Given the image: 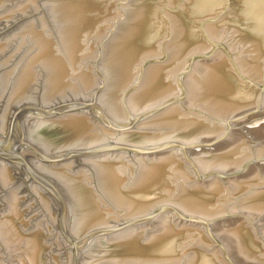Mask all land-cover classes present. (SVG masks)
<instances>
[{
	"label": "rangeland",
	"instance_id": "374dc122",
	"mask_svg": "<svg viewBox=\"0 0 264 264\" xmlns=\"http://www.w3.org/2000/svg\"><path fill=\"white\" fill-rule=\"evenodd\" d=\"M51 1L52 0H0V38H2V37L7 38L8 36H10V33L13 34V33L17 32L20 28L23 29L27 25V23L31 24V22H33L35 24L38 23V22H40L41 24H42V22L47 24V25L49 24L48 26L51 27L50 28L51 30H49V29H47V30L52 35L57 36L58 32H59L58 28L56 30V28H55L56 25L54 24V26H53V25H50V23L52 24L53 22H51V21L53 19H55L56 23L59 25L60 22L57 21L59 19V17H57V16L60 15L59 14L60 11L58 10V7L55 6L54 10H55V8H57V10H55V11H59V13L58 12L55 13L54 10L49 7L50 4H51ZM68 1L70 3L72 0L71 1L70 0H64V2H66V3H68ZM75 1L76 0H74V2ZM78 1H80V3H81L82 0H78ZM91 1H95V0H91ZM168 1H170V2L168 3ZM168 1L167 0H164V1L163 0H159V1H157V4L155 5V7L157 6L158 8L156 7V9H155L156 15H155L154 20L156 22L154 24L155 25H159V23L157 21V17L163 18V22H164L163 24H161V28L163 26L162 29L159 28V29L155 30V31L158 30L157 34L159 33L158 35L157 34L154 35L156 37L155 40L157 42L154 41L153 46H152L153 47L152 50H149V49H147V50H138L141 53L139 55H136V58H134V53H132L134 50H133V48L131 46V43L133 44V41L137 38V35H136L137 32L139 31L138 34H140L141 31L144 30V27L146 26L147 22L145 24V22H140L139 20L135 21V19H134V20H132V22H133V26H132V23H130L128 18H130V17L132 18V16L134 18L135 15L138 18H140L141 16L144 17V19L148 18V14L147 13H149V11H150L148 8H150L149 6L152 7L154 5V3L151 0H149V1L148 0H140V1L139 0H100V4L99 5H93V8L91 6L90 7L91 9L89 11L95 12V17L98 18V19H97V21H94V20L89 21V23H90V31L88 33H86L87 35L90 36L88 38V44H89L88 52H89V55L86 57L87 59L85 58L84 67H86V69H88L89 72L87 74H89V75H85L84 76V78H85L84 80L87 81V82L89 80H90V82L92 81L93 85L90 86L88 89L85 88L84 90L81 89V87L77 86L78 89L76 87L74 89V91L76 90V92H75V93H77L76 95H74L75 93L73 91V93H70L69 96H67L66 98L65 97H63L62 99L57 98V100L54 99L55 101L53 100L52 102L51 101L47 102L48 100H45V101L42 100L41 92H42L43 89H40V87L35 89L34 93H33V95H35V99H33V100L30 99V100L26 101L25 103H23L25 106H31V108L26 109L25 113H24L25 114L24 116H26V117L23 116V118H21V124H22L21 125L22 134L20 133L21 137L22 136L25 137V139H27L28 141L32 142L34 145H36L39 149H41L43 151H46L48 153L58 154L57 151L58 150L60 151V149H62V148H60V147L57 148L56 145L59 144L58 146H60V143L55 142V144H52L53 146L55 145L54 146L55 148H53L52 150H48L47 148H45V146L41 142H36V141H33V140L29 139L30 135L32 137L31 133H29V134L25 133L26 132V128L27 129L31 128L30 127V126H32L31 122H33V120L35 118L37 119V118H41V117H49V116H51L50 114H47L45 112V110L39 111L38 109H35V108L47 109L48 107H51V106L59 104L60 101L61 102L65 101L64 103H66V102H78V101H89V99L91 98L92 92H94L97 88H100L99 92H98L99 94L97 96V101L103 106L104 109L107 110L106 112L108 113V115H110L112 118H115V117L118 118V119L113 120V121H116V122L117 121H119V122L127 121L126 120L127 117L125 115V110H124L125 108L129 112L131 117L139 116V119L129 129L123 130V131H115L114 129H112V128L108 127V126H105L101 121L96 119V117H94L93 115L88 113V111L81 109L82 111L81 112H77V114H80L85 119V121L87 122V125H86L87 126V132H88V130L91 131V136L87 137V141H90V142H88L86 145H82L80 147H84V146L92 147L94 144L97 145L99 143L107 142V141H110V140H113V141H118L119 140V141H121V143H123V142H134V143H137L139 145L140 144L150 145V143L155 142V140L159 141L160 139L161 140L165 139V138L168 139V138H170L172 136L180 138L181 135H183V133L186 134L187 132L193 131V133H190L191 134V136H190L191 138H189L188 140L192 141V143L200 142L199 144L203 145L204 147L203 146H199V147L192 148V149L188 150V154L191 157V159L193 160V162L195 163V165L197 167V171L200 174H205V173H209V172H215V173H221V174L222 173H228V171L230 172V170H228V168H232V167H229L228 165H226V163L228 161L237 160L238 161L237 164H239L240 161L243 160L246 155L252 154L253 153L252 151L257 152L259 147L262 145V143L264 141V131H261V130H264V116H263L264 115V105H263L264 104V94L262 95L263 96V100H262L263 102L260 103V106H259V109H260L259 113H256L255 115H252L250 117V119H247V116H246L245 118L233 121L234 123L232 122L233 126L231 127L230 132L224 138H222L221 140L216 141L214 144H212L209 147H205V146H208V144H206V143H208L207 141H211L213 139H216L220 134L219 133L218 134H211L213 136H209L207 138H205V136H203V133L209 132V130L213 131V132L218 131V130L215 129V125L217 127H219V129H220L219 132L223 131L222 130L223 129V124H224V122L226 120H229L232 116H236L240 112L245 111V109H247V108L243 107V109L234 111L235 108H239L242 105L244 106V104L245 105L249 104L250 97L253 98V96L255 97V95H256V91H257L256 89L257 88L252 87L250 84H247L244 81L246 83L245 84L243 82V79H242L243 76L247 77L249 79H254V81L253 80L252 81L256 85H259L258 83H260V81H261L260 75H261V70H262V62H261V60L259 61V59L262 58V54H263L262 46H264L263 45V43H264V41H263L264 33H263V36H260V35L258 36L257 35L258 36L257 38H259V39H256V40L253 39V41H251V39L248 36L245 35L246 32L250 31L249 27L251 25L250 22L249 23L245 22L246 21L245 20V11L248 8L247 5H248L249 0L248 1L247 0H229L228 1L229 4L226 6L225 11L221 12L219 15L217 14V16H214L215 15L214 13H218V12H214V11L211 14L207 13V15H206V13L199 14L200 12L198 11V9H199L198 6H200L202 4V0H183V1L180 0V2H177L178 5H175V1H177V0H168ZM224 1H226V0H224ZM200 2H201V4H200ZM244 2L247 5H245ZM94 3L96 4L97 2L95 1ZM111 3H112L113 7L110 6ZM139 3H141V5H142L140 8L137 7L138 6L137 4H139ZM158 3H160V5H158ZM100 5H102V6H100ZM161 5H163V6H161ZM183 7H185V8H183ZM96 8H97V11H96ZM194 8H196L195 11L193 10ZM140 9H142V12H141ZM99 10H102V11H99ZM84 11L86 12L87 9H84ZM145 11H146V13H145ZM192 11L194 13H192ZM52 12H54V14H52ZM101 13H104V14L106 13L107 15H109L108 17L106 15L107 23L101 29L98 28L99 30H97V32L95 33L94 32V30H95L94 28L96 27V25L99 26V24H101V21H104V19H100L99 18V15ZM111 13H113V14H111ZM132 13L134 15H131ZM57 14H59V15H57ZM63 14L64 15L68 14V12H64V11L62 12L61 11V15H63ZM52 15H54V16H52ZM64 15L61 16V17L65 19L66 15L65 16ZM129 15H130V17H127ZM167 16L169 18L168 20H167V18H165ZM52 17H53V19H52ZM56 18H57V20H56ZM110 19L112 20V22H111ZM127 20H128V22H126ZM135 24L137 26H134ZM207 25H208V27H207ZM128 26H129V28H128ZM131 27H133V29ZM138 27H139V29H138ZM172 27L175 28V29H173ZM91 28H92V31H91ZM151 28H153V26H151ZM119 29L120 30L122 29V30L120 31ZM131 30L133 31V33H130V32H132ZM125 31H128L129 33L128 32L126 33ZM160 31H163V32H160ZM76 33L79 34V32L70 33V35H71L70 39H72ZM122 33H124V35H123L124 38L121 37ZM72 34H74V35H72ZM118 34L120 35L121 38L119 37ZM241 34L245 35V37H247V38L245 40L242 37L240 38ZM117 35H118V37L121 40L120 39L117 40V38H118ZM158 36H160V37H158ZM184 36H186V37H184ZM77 37H79V36H76L74 38H77ZM161 37H162V39H161ZM25 39H26V37H25ZM80 39H81V37H80ZM80 39H78V40H80ZM157 39H159V40H157ZM239 39L241 40V42H240ZM249 39H250V43H253L255 41L254 45H252V46L250 45L251 47L249 46L250 43L248 44ZM106 40H107V42H106ZM211 41H216L221 46H223V48H225V49L218 47V48L215 49L216 51L214 50L213 53L208 54L207 52H209V50H210V47H211V43L210 42ZM119 42H121V44ZM155 42L158 45L160 43V47H158V45L155 44ZM1 43L5 45L4 51L0 52V98H1L0 109L3 110L4 106H6V105L3 106V104H5V102H6L5 98L8 95L11 94L10 89H12V87H10V89H8V86L4 85V83H3V74H4V72L6 73V68H7L8 64H13V62H14L13 60H14V58L16 56L17 49L14 48L13 39H8V40H5V41H2ZM113 43H114V45H112ZM166 43H168V44H166ZM255 43H256V45H255ZM154 44L156 46H154ZM244 44L245 45L248 44L247 48H248V46H249V48L248 49L247 48H243L242 46ZM115 46L117 47L116 48L117 49L116 53L117 52L119 53V56H117L116 58L114 57V53L111 54L112 50L114 52ZM258 46H259V49H258ZM112 47L114 49H112ZM126 47H127V50H126ZM155 47L156 48L158 47V49H156ZM253 47H255V48L257 47L256 48L257 50L255 49L253 51V49H252ZM109 48L111 49V52H110ZM118 49H119V51H118ZM102 50L105 51L104 52L105 54H103ZM258 50H260L261 52L258 51ZM165 51H166V53H165ZM244 51H246V52H244ZM130 52L132 54H130ZM145 52H147V54ZM102 54L105 55V56H103ZM172 54H174V55H172ZM202 54L205 55L203 58H200V59L196 58L197 55H202ZM254 54L255 55L257 54V55L253 56ZM145 56H147V57H145ZM149 56L151 58H148ZM170 56H173V57H170ZM212 56H213V58H212ZM258 56H259V58H258ZM23 57L24 56L22 55L21 58H23ZM255 57L257 58L258 61L256 60ZM112 58H113V60H111ZM144 58H146V59H144ZM253 58H255V59H253ZM100 59H101V62H99ZM128 59H129L130 62L128 61ZM191 59H192V61L189 63V65H187V63ZM231 60L235 61V63H236L234 66H232ZM102 61H103V63H102ZM167 61L170 62L169 65H167ZM19 62H21V61H19ZM115 62H116V64H115ZM117 62L119 64V66L117 65ZM128 62L131 63L132 65L128 64ZM163 62H164V64H163ZM211 63H212V65H211ZM216 63H218V64H216ZM241 63H242V66H241ZM245 63H246V65H245ZM255 63H256V65H255ZM17 64H18V62H17ZM99 64H101V65H99ZM113 64H114V66H118V68L120 69L117 72L118 74L115 73V75H114L113 72L111 73V72H108V70L104 71V69H102L103 66L107 67L109 65L108 66V68H109V67H111L110 65L113 66ZM215 64L217 65L218 68L216 67ZM126 65H128V67H130V68L127 67L128 68L127 70H126ZM162 65H164V66H162ZM223 65H224V67H223ZM122 66L125 68L124 70H123ZM207 66H209L210 68H208ZM226 66H228V67H226ZM121 67H122V69H121ZM153 67H155V70H154ZM165 67L167 68V70L166 69L163 70ZM173 67H174V70H173ZM187 68H188V70L185 71L183 76L180 77V74ZM204 68H205L206 71L203 70ZM220 68H223V69H220ZM227 69H230L232 72L230 70L226 71ZM213 70H214V72H213ZM237 70H240L241 74H240L239 71H238V73L240 74L241 78L237 74ZM125 71H128L127 74H126ZM165 71L166 72L169 71L170 73L172 71V73L171 74L170 73L166 74ZM209 71H212V72H210L212 74L211 76H210V74L207 75V72L209 73ZM246 71H247V73H246ZM226 72H229L228 74H230V75H228ZM142 73L143 74L145 73V75L142 76L143 75ZM146 73H149V74L147 75ZM156 73H157V75H156L155 79L157 78V80L159 82H162V80L166 77L164 79V81L167 80L166 85H168L170 88L168 89L169 93L168 92L166 93L167 95H165V93H164L165 96L163 94H159V93L156 94L159 98L156 95H154L156 97H154L152 95L153 96L152 98H153V100H155V102L153 104L152 103L150 104V102L152 101V98L150 96L151 94H150L149 87H147V86L151 83V80L153 78V77L151 78V75L156 74ZM165 74H166V76H165ZM221 74H222V76H220ZM148 76H149V78H148ZM234 76L235 77L237 76L239 83L242 82V84H240L239 94H237V95L240 97L242 92L244 93V94H242L241 98H243V102H245V103L244 104L242 103L241 105H236L238 107H236V106L233 107L234 104L231 102L232 97L230 95V94L236 95L235 92H234V88L236 89V86H233V84L229 82V78L231 79ZM171 77H172V79H171ZM177 77H180V82L179 83L181 85V89H180L179 83L177 82ZM211 77H213V78H211ZM142 78H144V80H142ZM147 78L148 79L151 78L150 81L148 82L149 84L147 83V81H148ZM247 78H245V79L247 80ZM187 79H188V81H187ZM219 79H221V81ZM212 80H213L214 83L212 82ZM143 82L146 83V85ZM188 82L189 83L192 82V84H188ZM223 82H224V84H223ZM88 83H86V84H88ZM101 83H103L102 86H100ZM133 83H135V85H133ZM141 83H143V84H141ZM129 84L130 85L132 84L133 86L129 87L130 86ZM207 84L209 85L210 88L208 87ZM211 84H214V85L216 84V87L214 85H213V87H211L212 86ZM199 85H202L201 86L202 88H200ZM229 85L233 86V87L231 86L232 89L229 87ZM43 86H44V84H43ZM107 86H109V87L107 88ZM119 86H121V87H119ZM138 86H139V88H137ZM153 87L155 88V86H153ZM217 87H218L219 91L216 89ZM242 87H243V90H242ZM106 88H107V90H106ZM172 88H173L172 91H174V92H170ZM244 88H245V90H244ZM205 89H206V91H204ZM134 90L139 91L137 93L135 92V95L137 96V98H138V96L140 97V96H143V95L144 96L146 95V98H148L150 96L149 100H147L148 102L144 103L143 105L142 104L139 105V107L137 105L136 106L137 108H135L133 106V104L131 103L132 100L130 99V97H131L132 93L134 92ZM191 90L194 91V92H191ZM201 90H203V92H202L203 94L201 93ZM189 91L191 92V94L189 93ZM212 91L213 92L215 91V92L214 93H210ZM220 91H221V93H220ZM104 92H106V94ZM145 92L147 94H145ZM206 92L210 93V94H207ZM185 93L187 95H185ZM215 93H217V97L222 96L221 94H224L226 96L230 95V97L227 98V100H228V104H231V103L232 104L231 105L227 104V106H229L231 108L224 107L223 106V102L224 101H221L219 99L217 100V97L215 96L216 95ZM103 94H105V96H106L105 103H102V102H104L103 101V99H104V95ZM249 94L251 95L250 97H249ZM40 95H41V97H40ZM189 95H191V96H189ZM209 95H212V96L214 95L213 97L215 99L214 98L209 99ZM178 96H182V98H181V100L179 102H171L169 104H166V105L162 106L156 112L149 113L147 115L145 114V116H142L144 113H146L148 111H151L152 109H155V108L161 106L166 101L174 99L175 97H178ZM164 97H166V98H164ZM40 98H41V100H40ZM150 98H151V100H150ZM205 100H207V101H205ZM190 101H192V103ZM196 101H197V103H196ZM148 103H149V105L145 106ZM219 105H220V107H219ZM19 106L21 107V104H19ZM19 106H15L13 108L11 107V109L9 111L10 113L5 115L6 122H7V119H10L11 115L13 114V111L18 109ZM174 107H175L176 110L174 109ZM218 107L219 108L223 107L224 112L222 110H220ZM247 107H248L249 110L253 109V107H249V106H247ZM169 108H170L171 111L168 110ZM185 109H189V111L185 110ZM1 110H0V112H1ZM166 110H168V112ZM174 110L177 112V114H176V112H174ZM226 110H227V112H226ZM229 110H230V112H229ZM163 111L164 112L166 111V112L163 113ZM62 112H66V111H61V113ZM71 112H75V111H71ZM160 112H161V114H160ZM169 112H172V113L174 112V113L173 114L172 113L169 114ZM178 112H180V113L178 114ZM61 113H59V114H61ZM164 114L165 115L169 114V116L167 115L168 116L167 117ZM80 115H78V116H80ZM159 115H161V116H159ZM162 115L165 116L164 119H163L164 116H162ZM0 116H1V114H0ZM185 116H186L187 119L185 118ZM27 117H28V119H27ZM29 117H31L32 120L29 119ZM156 117H160V118H156ZM24 118H26V119L24 120ZM257 119H258V121H257ZM22 120H24L26 122V123L24 122L25 123L24 125L22 123L23 122ZM158 120H159V122H158ZM167 120H169V121H167ZM89 121H91V122H89ZM160 121H161V123H160ZM172 121H174V122H172ZM188 123H189V126H188ZM163 124H165V125H163ZM179 124H181V126ZM158 125H160V126H158ZM162 125H163V127H162ZM6 126H7V123H6ZM151 127H153L154 129H151ZM159 128H161V129H159ZM162 128H163V130H162ZM195 128H197V129H195ZM153 130H155V131H153ZM4 132L5 131L1 130L0 133H4ZM18 135H19V132L17 131L15 136L18 137ZM262 135H263V137H261ZM195 136L196 137L199 136L201 138L198 137L199 139H196ZM235 145H237L238 147L236 148ZM229 146L232 148V149L230 148L231 150H229ZM232 146H234V147H232ZM241 146H243L244 148L242 147V149H241L240 148ZM77 147H79V146H72V147H69V148L77 149ZM214 147H216V148H214ZM238 148H240V149H238ZM243 149H244L245 153L243 152V154H242ZM210 150H211V152H210ZM200 151H201V153H200ZM232 151H233V154L231 153ZM160 152H161V154H160ZM160 152L153 153V154H148V155H140L138 153L127 154L125 152L124 153H122V152L119 153L118 152V155H117V152L116 153L115 152H113V153L112 152L111 153L110 152L109 153L100 152V154H103V153L105 154L104 157L105 156L106 157L105 158L103 157V158L105 160H107V161H108V159L111 160L114 157H117V159L120 161V162L117 161V164L118 165L121 164L120 166L122 167L121 171H119L120 174L118 173L117 170L113 169V166H110V168L112 167L111 168V173H112V176H113L112 178H114V179L116 178L115 180L113 179V181L118 180V181H116L117 182L116 184H114L115 182H113V185L112 184H107L108 180L106 178H103L102 182H100L101 178L92 179V182H91L92 186L91 187L89 185H87L85 182L82 181V180H85V179L82 176V174L80 173V171L83 170L84 172H89V173H93L94 174L92 163H89L88 160H87L89 157L94 156V155H91V156L90 155H83V156H78L76 158H71L73 161L75 160L74 161L75 162L74 165L72 164L71 167H78V168L82 169V170L81 169L80 170H76V173L78 174V172H79V175L71 174L72 175L71 176L69 174L70 172L68 171L69 170L68 167L66 168V166H64L62 168L61 167L57 168V167H54L55 164L53 165V168L51 166H50V168L48 167V170L50 172H57L58 171L60 173H64L65 174V176L63 175L64 178H62V177L60 178L59 177V179H60V181L62 183H63V181H66L65 179H68L69 181L78 180V183H77L78 184V186H77L78 189H77V191L80 190L81 192L85 193V195L87 194V195L92 196L94 191H98V190L100 192H101V190H103V191L105 190L107 192L110 191V193L114 190L113 192H115V194H117L116 191H119L120 189L122 191L120 190L119 192L130 193V194H133L132 196H134L136 194H142L143 195V194H146V193L147 194H154L156 192L155 195L158 194L157 198H155L156 199V201H155L156 203L154 201L153 202L155 204L153 202H151V203H153L154 205H157V204L159 205V204H162L163 202L165 204H172L173 206L175 205L180 212H182L184 214H187V215H193L195 217L198 216V217H202V218L206 217V218L209 219V218H211L213 216L220 215V213H222V214L230 213L228 216L224 217L223 219H220V220L214 222L213 224L209 225V226L212 227L213 230H215L214 231L215 232L214 236H216V237H218V233H217L218 232V227H217L218 224H224L225 222L228 223V224H230V223L234 224V222H238L237 221V219H238L240 223L238 222L237 224L240 225L241 223H244V221L246 219L243 216V214H246V213L249 214L250 212H253V214H258L257 212H259V214H260L259 217L260 218L258 220L255 219V222H257V223H254V224L259 226V227H262V229L264 228V226H263L264 225V222H263L264 221V217H263L264 216V212H263L264 208L261 207V204L264 201V183H263L264 182L263 181L264 180L263 179L264 178V174H263L264 173V171H263L264 170V164H263L264 162L251 164L248 167H246L243 171H241L238 175H235V176L219 177L217 175L210 174V175L205 176L204 178L198 180L195 177L193 169L187 163V161L180 154L179 151H177L175 149H171V150H166V151L163 150V151H160ZM157 154H158V156H157ZM167 154H168V156H167ZM152 156L155 157V158H153ZM162 156L165 157L164 158V163L167 166L169 164L170 165L172 164V166L176 167V165H177L178 169L177 168L176 169L175 168L174 169L171 168V170L169 169V171L166 172V174L168 176L165 175L164 176L165 178H163L164 180L162 179V185H160L161 182L159 183L160 186H158V187L153 185L155 188H152V190H151V189H149V188L152 187V186L150 187V185H152L150 183V181H153L152 180L153 178L149 177V175L145 174L146 172L144 173V171H142V166H143L144 163L146 164L151 159L160 160V158H163ZM146 157H148V158L151 157V158L147 160ZM123 159H125V160H123ZM217 161L220 164L217 163ZM3 162H5V161H3ZM3 162L0 160V166H2ZM6 164H8V163H6ZM237 164L235 166H238ZM111 165H115V163H111ZM12 167L15 170V174L17 175V180L19 181V184L22 186V190H24L26 192V198L28 197L29 200L31 201V203H34L33 205L43 215H45L44 204H43V202L41 200L37 199V191H39V190L43 191L44 193H46L50 197L51 204H52V206L54 208L53 213H51V218H53V223H54L53 225H54V229L56 231L55 223H56V209H57V207L55 206V203H54L53 199L51 198V196L49 195V193L44 188L40 187L38 184L28 180L27 177H25L23 174H22L23 178L20 177L18 175L19 174V172H18L19 169H17L14 166H12ZM40 169L45 172V170L42 167ZM51 169H52V171H51ZM60 169H61V171H60ZM124 169H126V170L123 171ZM225 169H227V170H225ZM236 169H237V167H236ZM64 170L66 172H64ZM129 170L131 171V175H130ZM136 170L137 171L139 170V171L136 172ZM172 170H174V171L172 172ZM126 171H128L129 173L126 172ZM139 173H142L141 174L142 176ZM172 173H175V174L173 175ZM126 174H127V176H126ZM16 175H15V177H16ZM129 175L132 176V177H130ZM133 175L135 176V178L133 177ZM144 175H146L147 177H144ZM170 175L174 176V177H171ZM125 176H126V178H128V180L125 178ZM138 176L141 177V179ZM169 176L172 179H170ZM142 178L145 179L144 182H143L144 179H142ZM168 178H169V180H168ZM132 179H133V183L136 182L135 185L132 183ZM134 179H136V180L134 181ZM137 179H139V180H137ZM148 179H149V183H148ZM124 180H125V182L126 181H128V182L131 181V182H129V183L126 182V184L124 186V183H125ZM170 180L171 181L173 180L171 182V184L168 183V182H170ZM260 180L262 182H260ZM53 181L57 184V186L59 188H61V190H63V200H65V204H66L65 219H66L67 227H69L72 230L74 235L77 234V233L82 234L84 231H87L88 228L94 227V226H90L89 224L85 223V224H83L84 227L80 228L78 220H79V218H81V214H78L79 204L77 202V199H75L74 202H71V199H70V196H69V192L66 190V187L60 182H57L55 180H53ZM163 181H165L164 185H163V183H164ZM137 183L140 184V185L138 186ZM144 183H145V185H144ZM249 183L253 184L254 186L253 185L251 186V184H249ZM257 183H258V185H257ZM101 184H102V186H101ZM127 184L128 185L130 184V185L128 186ZM141 184H143V186H141ZM205 184H207V185H205ZM208 184H209V186H208ZM247 184H249V186H247ZM111 185L113 187L115 185H117V187L115 186L116 188L114 187L117 190H115L114 188H110ZM232 185H233V187H232ZM123 186L125 187L126 191L124 190ZM131 186L135 190H137V191L139 190L138 192L141 191V193L136 192L134 189L131 188ZM147 186L149 187L148 189H147ZM256 186H258V187H256ZM126 187H128V188H126ZM142 187H143V191L141 189ZM161 187H162V189H161ZM178 187H180V188H178ZM210 187H211V189H210ZM250 187L251 188L253 187V188L250 189ZM228 188L229 189L231 188L230 191H229ZM111 189H113V190L111 191ZM127 189L128 190L132 189V190L131 191H127ZM227 189H228V191H227ZM254 189H256V190H254ZM8 190H10V183L6 184L5 181H3V183L0 184V196L1 195L5 196V194H7ZM147 190H148V192H147ZM154 190H155V192H154ZM144 191L146 193H143ZM149 191H150V193H149ZM190 191H192V192H190ZM250 191H252V192H250ZM152 192H154V193H152ZM160 192L162 194L163 193L164 194L162 195ZM178 193H181L182 196L180 194H178ZM187 193H188V195H185ZM189 195L190 196L192 195L195 198L198 197L199 199L198 198H197L198 200L195 199L196 201L191 204L192 201L189 200L190 202H187L188 199L185 198V197H190ZM244 195H247L248 197L244 196ZM179 196H181L182 198L179 197ZM220 196H222V197H220ZM200 197H202V198H200ZM159 198H161V199L163 198V199L160 200ZM176 198L180 199V200H177ZM244 198H245V200H244ZM171 200H174V201H171ZM199 200L201 202L204 201V202H202L203 204H201V203L198 204L197 202H200ZM222 200H224V201H222ZM217 201H219V202H217ZM248 201H250V202H248ZM180 202H182V204ZM221 202H223V204ZM215 203L217 204V206L219 204L220 208L219 207H213V204L216 206ZM153 204L149 206L150 209L154 206ZM185 204H187V205L185 206ZM206 204H207V206H206ZM220 204H222V206H220ZM243 204H244V206H242ZM248 205H250V206H248ZM188 206H190L191 208L188 207ZM203 206L207 207L208 209L203 207ZM116 207H117L116 204H114V202H113V207H111L113 209L107 208L108 211L113 212V214L115 216H113L109 222H105V224H103L104 226L105 225L106 226L107 225L108 226L112 225V224H114V221L117 222L119 220H124L128 216L131 215V214L125 213L123 211L117 212L116 210H114V208H116ZM185 207H186V209H185ZM95 208L97 210L100 209L98 203H95ZM135 208H136V205H135ZM196 208H198V209L196 210ZM199 208H200V211H199ZM203 208L205 210H203ZM217 208H219L220 210L219 209L217 210ZM150 209H148V210H150ZM194 209L196 211H199L198 214H197L196 211H194ZM210 209L213 210V212L214 211H217V212H214V213L211 212L212 215H213L212 216V215H210L211 213L207 211V210L211 211ZM240 210H241L242 213L240 212ZM246 210H248V211H246ZM249 210H252V211H249ZM243 211H245V213ZM255 211H256V213H254ZM144 212H145V210H144ZM139 213H143V211L138 212V214ZM204 213H206V214L210 213L209 214L210 217L205 215ZM250 214H252V213H250ZM132 215H134V214H132ZM261 215H262L263 219L261 218ZM174 216L175 215H173L172 213H163V214H160L157 217H155L152 221H150V222H148L146 224H143L141 226L144 227V228H146L145 226H147V228H149L151 226L150 227L151 230H154V228L157 227V225L159 224V222L162 220L163 217H164V219L167 220L168 226L170 228H174L175 226H177L175 228L180 230L182 228V226L184 228V226L186 227V225L189 224V225L193 226L192 228L195 227V229L191 228V230H190L193 234L190 233L189 234L190 236L187 235V237L183 235V239L180 237L181 239H179V240H180V242L182 240H183L182 242H188L189 241L187 244H191L193 242L191 244V246H196V248L195 247L193 248L194 254L199 255V253L197 254L196 252L198 250H201L202 248H205V246L201 245L200 241L206 242V241H203L204 239H206L205 235H207L209 237V235L206 234L207 232L205 230V226L202 225L201 223H198V222H187L186 223V222H182L181 220H180L181 223H179L180 222L179 219L176 216L175 217ZM242 218H244V219H242ZM261 219H262V222H261ZM252 221H254V220L252 219ZM259 221L261 223H263V224H261ZM103 225H100V226L103 227ZM180 225H182V226H180ZM96 226H99V224H97ZM154 226H156V227H154ZM249 226L251 227V230H252L253 234L255 236H258V233L254 230L253 226L251 224H249ZM203 232H205V235H204ZM56 234H57V237L61 240L60 241L61 243H60V245L58 247L60 248L59 252H62V254L60 253L59 255L64 258V259L62 257L60 258V256H59L60 264L61 263L62 264H72V262H71V259H72L71 249H70L69 245L60 236L58 230L56 231ZM114 234H111V235L113 236ZM263 234H264V232L261 233V235H263ZM111 235L108 234V235H103V236L102 235L95 236L92 239V241H89L84 247L80 248L79 249V255H78V260H77L78 263L77 264H108V263H104V262H102L100 260L99 255H98L99 251H95V248L98 246V244L100 243L101 239H106V238H108V236H111ZM190 240H192V241L190 242ZM211 245H215V244H211ZM3 246H5V245H3ZM59 248H58V250H59ZM15 251L17 252V249ZM15 251L13 249H9L7 247H1L0 246V264H15V263H17L19 255H17L15 253ZM42 251H43V249H42ZM198 252H200V251H198ZM261 253H264L263 249H261L259 251L258 250H256V251L252 250V253L250 255H252V257H256V259L254 258V260H256V261L258 260L259 261V259H260V262L263 263L264 262L263 261V258H264L263 255L264 254L262 255ZM15 254H16L17 258L15 256ZM41 256L44 257L43 254H41L39 257H41ZM165 256H167V255H165ZM62 260H64V262ZM45 261H44L45 264H50L51 263L48 260L47 257L45 258ZM52 261L55 263L54 260H52Z\"/></svg>",
	"mask_w": 264,
	"mask_h": 264
},
{
	"label": "bare ground",
	"instance_id": "6f19581e",
	"mask_svg": "<svg viewBox=\"0 0 264 264\" xmlns=\"http://www.w3.org/2000/svg\"><path fill=\"white\" fill-rule=\"evenodd\" d=\"M53 1V2H52ZM51 1V4H50V8L54 10V7H58V10L60 11H55L57 10V8H55L54 12L55 13H59L57 15V17H59V19L56 20L59 23V25L56 23L55 19H53L52 17V21L53 22L52 24L50 23V25H53L54 24L56 25V30L58 28L59 32H58V35L57 36H54L52 35L47 29L51 30L50 26H48L47 24L43 23L42 24L40 22L38 23H33L31 22L30 23H27V25L22 29L20 28L17 32L11 34L10 33V36H8L7 38L5 37H2L0 38V52L4 51V48H5V45L2 44L1 42L2 41H5V40H8V39H13V42H14V48L17 49V52H16V56L14 58V62L13 64H8L7 68H6V73L4 72L3 74V83L4 85L8 86V89H10V87H12V89H10L11 91V94L8 95L6 98H5V104L6 106H4L3 110H1L0 114V132L1 130L3 131H7L9 129V119H7V122H6V117L5 115H7L8 113H10V109L11 107H15V106H19V104L24 105L23 103H25L26 101L28 100H33L35 99V95H33L34 93V90L39 88L40 89H43L41 94H42V100H48L47 102H52L54 99L57 100V98L59 99H62L63 97H67L69 96L70 93H73L75 87L77 88L78 87H81V89H85V88H89L90 86H92V81L90 82V80L87 82L85 81L84 79V76L85 75H89L87 74L89 71L88 69H86V67H84V63H85V58L89 55V44H88V38L90 37L89 35H87L86 33H88L90 31V23L89 21L91 20H94V21H97L98 18L95 17V12L93 11H84V9H87L88 6H92L93 8V5H95V1H91V0H82L81 3L80 1L76 0L74 2V0H70L71 2L69 3H66L64 2V0H52ZM140 1V0H139ZM149 1V0H148ZM154 5L151 7L149 6L150 8H148L150 11L148 14V18L144 19V17H140L138 18L136 15L135 17L132 18L129 16L127 17H130L128 18V20L130 21V23H132V26H133V22L132 20L135 19V21L139 20L140 22H147V26H153L152 29L156 30V29H162L161 28V24H163V18L161 17H157V21L159 23V25H155L154 23L156 22L154 20L155 18V15H156V7L155 5L157 4V1L159 0H151ZM164 1V0H163ZM168 1V0H167ZM183 1V0H182ZM203 1V0H202ZM251 1V0H249ZM105 2V1H104ZM103 2V3H104ZM134 2V1H133ZM170 1H168L169 3ZM177 2H180V0H177L175 1V5H178ZM241 2V1H240ZM150 3V2H149ZM167 3V4H168ZM189 3V2H188ZM201 3V2H200ZM242 3V2H241ZM108 4V3H107ZM182 4V3H181ZM186 4V3H185ZM245 5H247L245 2H244ZM138 5V6H137ZM136 6L137 7H141V3L137 4ZM148 5V4H147ZM152 5V4H151ZM158 5H160V3H158ZM194 5V4H193ZM240 5V4H239ZM102 6V5H100ZM112 6V3L111 5ZM163 6V5H161ZM248 6V5H247ZM113 7V6H112ZM190 7V6H189ZM245 7V6H244ZM136 8V7H135ZM158 8V7H157ZM185 8V7H183ZM182 8V9H183ZM246 8V7H245ZM95 9V8H94ZM143 9V8H142ZM142 9L141 12H142ZM145 9V8H144ZM196 8H194L193 10L195 11ZM244 9V8H243ZM93 10V9H92ZM104 10V9H103ZM108 10V9H107ZM166 10V9H165ZM51 11V10H50ZM61 11L63 12H68V14H65L66 15V18H62L61 16ZM96 11H97V8H96ZM99 11H102V10H99ZM136 11V10H135ZM186 11V10H185ZM241 11V10H240ZM54 12H52V14H54ZM133 12V11H132ZM140 12V11H139ZM163 12V11H162ZM176 12V11H175ZM108 13V12H107ZM131 13V12H130ZM146 13V11H145ZM164 13V12H163ZM167 13V12H166ZM170 13V12H169ZM192 13H194L192 11ZM113 14V13H111ZM159 14V13H158ZM168 14V13H167ZM200 14V13H199ZM209 14V13H208ZM64 15V16H65ZM106 13H101L99 15V18L100 19H104V21H101V24L96 25V27L93 29L94 32L96 33L97 30H99L98 28H102L106 23H107V18H106ZM131 15H134L133 13ZM140 15V14H139ZM169 15V14H168ZM193 15V14H192ZM196 15V14H195ZM194 15V16H195ZM207 15V13H206ZM54 16V15H52ZM109 15H107L108 17ZM145 16V15H144ZM151 16V17H150ZM164 16V15H163ZM186 16V15H185ZM51 17V16H50ZM68 17V18H67ZM117 17V16H116ZM188 17V16H187ZM143 18V19H142ZM167 18V20L169 19L168 16L165 17ZM253 18V16H252ZM125 19V18H124ZM174 19V18H173ZM47 20V19H46ZM68 20V21H67ZM111 20V19H110ZM126 20V19H125ZM128 20L126 22H128ZM166 20V19H165ZM189 20V19H188ZM246 20V18H245ZM99 21V20H98ZM226 21V20H225ZM69 22V23H68ZM112 22V20H111ZM177 22V21H176ZM99 23V22H98ZM124 23V22H123ZM138 23V22H137ZM168 23V22H167ZM172 23V22H171ZM71 26H70V25ZM97 24V23H96ZM127 24V23H126ZM141 24V23H140ZM144 24V25H145ZM196 24V23H195ZM22 25V24H21ZM25 25V24H24ZM143 25V26H144ZM155 25V26H154ZM169 25V24H168ZM213 25V24H212ZM52 26V27H53ZM110 26V25H109ZM130 26V25H129ZM128 26V28H129ZM134 26H137L136 24ZM221 26V25H220ZM22 27V26H21ZM94 27V26H93ZM140 27V26H139ZM138 27V29H139ZM208 27V25H207ZM123 28V27H122ZM133 29V27H131ZM173 28V27H172ZM179 28V27H178ZM175 29V28H173ZM177 29V28H176ZM55 30V29H54ZM120 30V29H119ZM122 30V29H121ZM120 30V31H121ZM135 30V29H134ZM91 31H92V28H91ZM129 31V30H128ZM128 31H125L126 33ZM132 31V30H131ZM158 31V30H157ZM157 31L155 34H157ZM176 31V30H175ZM225 31V30H224ZM72 32H79V34H72L74 35V37L76 36H79L77 38H72L70 39L71 35L70 33ZM123 32V31H122ZM139 32V31H138ZM138 32L136 35H138ZM146 32L149 34L150 31H147ZM160 32H163V31H160ZM240 32V31H239ZM91 33V32H90ZM121 33V32H120ZM129 33V32H128ZM130 33H133L130 32ZM136 33V32H135ZM178 33V32H177ZM245 33V32H244ZM159 34V33H158ZM157 34V35H158ZM167 34V33H166ZM169 34V33H168ZM176 34V33H175ZM119 35V34H118ZM117 35V37H118ZM124 33H122L121 37H123ZM126 35V34H125ZM201 35V34H200ZM242 35V36H241ZM240 35V38L242 37L244 40L247 38L245 37V35L241 34ZM129 36V35H128ZM219 36V35H218ZM26 37V39H25ZM81 37V39H80ZM115 37V36H114ZM120 37V35H119ZM117 38L120 39V38ZM160 37V36H158ZM171 37V36H170ZM169 37V38H170ZM178 37V36H177ZM186 37V36H184ZM124 38V37H123ZM166 38V37H165ZM236 38V37H235ZM238 38V37H237ZM257 38V37H256ZM263 38V37H262ZM80 39V40H78ZM93 39V38H92ZM160 39V38H159ZM157 39V40H159ZM162 39V37H161ZM160 39V40H161ZM175 39V38H174ZM216 39V38H215ZM242 39V40H243ZM251 39V38H250ZM250 39L248 41V44L250 43ZM121 40V39H120ZM119 40V41H120ZM169 40V39H168ZM167 40V41H168ZM186 40V39H185ZM240 40V39H239ZM156 41V40H155ZM163 41V40H162ZM175 41V40H174ZM180 41V40H179ZM247 41V40H246ZM251 41H253V39H251ZM107 42V40H106ZM109 42V41H108ZM118 42V41H117ZM116 42V43H117ZM134 42V41H133ZM157 42V41H156ZM155 42V44H157ZM161 42V41H160ZM241 42V40H240ZM239 42V43H240ZM255 42V41H254ZM254 42L253 43H250L249 46L251 45H254ZM115 43V44H116ZM121 44V42H119ZM154 44V46H156ZM168 44V43H166ZM243 44V43H242ZM246 44V43H245ZM241 45L243 48H247V45ZM258 44V43H257ZM114 45V43L112 44ZM118 45V44H117ZM130 45V44H129ZM158 45V44H157ZM165 45V44H164ZM183 45V44H182ZM256 45V44H255ZM119 46V45H118ZM131 46H132V43H131ZM153 44L151 42V44L149 46H146L145 45V48L142 49L140 48L141 50H152V47ZM208 46V45H207ZM248 46V48H249ZM250 46V47H251ZM158 47H160V43L158 45ZM158 47L156 49H158ZM200 47V46H199ZM240 47V46H239ZM91 48V47H90ZM105 48V47H104ZM117 47L115 46V50L113 52L112 50V53H114V57L116 58L117 56H119V53L117 52L116 53V49ZM170 48V47H169ZM242 48V49H243ZM247 48V49H248ZM261 48V47H260ZM110 49V48H109ZM112 49H114L112 47ZM176 49V48H175ZM174 49V50H175ZM246 49V50H247ZM258 49H259V46H258ZM104 50V49H103ZM103 54H105L103 51ZM126 50H127V47H126ZM148 50V51H149ZM160 50V49H159ZM177 50V49H176ZM257 50V49H256ZM119 51V49H118ZM133 51V50H132ZM168 51V50H167ZM172 51V50H171ZM216 51V50H215ZM260 51V50H258ZM110 52H111V49H110ZM109 52V53H110ZM174 52V51H173ZM246 52V51H244ZM257 52V51H256ZM261 52V51H260ZM263 52V51H262ZM108 53V52H107ZM106 53V54H107ZM134 53V51L132 52ZM130 52V54H132ZM141 52H139L137 55H139ZM147 54V52H145ZM150 53V52H149ZM166 53V51H165ZM242 53V52H241ZM259 53V52H258ZM257 53V54H258ZM264 53V52H263ZM102 54V55H103ZM110 54V55H111ZM151 54V53H150ZM171 54V53H170ZM192 54V53H191ZM256 54V55H257ZM262 54V53H261ZM24 56L23 58H21V56ZM91 55V54H90ZM174 55V54H172ZM255 54L253 56H256ZM263 55V54H262ZM4 56V55H3ZM105 56V55H103ZM112 56V55H111ZM130 56V55H129ZM190 56V55H189ZM260 56V55H259ZM258 56V58H259ZM113 57V58H114ZM143 57V56H142ZM147 57V56H145ZM170 57H173V56H170ZM113 58L111 60H113ZM136 58V57H134ZM139 58V57H138ZM148 58H151L150 56ZM213 58V56H212ZM217 58V57H216ZM252 58V57H251ZM256 58V57H255ZM253 58V59H255ZM62 61H61V60ZM87 59V58H86ZM123 59V58H122ZM125 59V58H124ZM142 59V58H141ZM146 59V58H144ZM168 60V59H167ZM213 60V59H212ZM257 60V58H256ZM255 60V61H256ZM261 60V58L259 59V61ZM21 61V62H19ZM122 61V60H121ZM129 61V59H128ZM170 61V60H169ZM204 61V60H203ZM217 61V60H216ZM220 61V60H219ZM258 61V60H257ZM256 61V62H257ZM18 62V64H17ZM101 62V59L100 61ZM130 62V61H129ZM128 64H131L129 63ZM166 62V61H165ZM202 62V61H201ZM200 62V63H201ZM218 62V61H217ZM103 63V61H102ZM106 63V62H105ZM123 63V62H122ZM170 62L167 61V65H169ZM259 63V62H258ZM110 64V63H109ZM116 64V62H115ZM135 64V63H134ZM137 64V63H136ZM164 64V62H163ZM180 64V63H179ZM178 64V65H179ZM205 64V63H204ZM210 64V63H209ZM218 64V63H216ZM215 64V65H216ZM225 64V63H224ZM240 64V63H239ZM101 65V64H99ZM117 65L119 66L118 62H117ZM132 65V64H131ZM201 65V64H200ZM212 65V63H211ZM222 65V64H221ZM227 65V64H226ZM246 65V63H245ZM251 65V64H250ZM256 65V63H255ZM109 66V65H108ZM108 66L104 67L102 69H104V71H107L108 72H113V74L115 75V73H117L120 69L118 68V66H113L110 65L111 67L108 68ZM164 66V65H162ZM166 66V65H165ZM176 66V65H175ZM229 66V65H228ZM226 66V67H228ZM241 66H242V63H241ZM253 66V65H252ZM99 67V66H98ZM123 67V66H122ZM121 67V69H122ZM128 65H126V70L130 67H128ZM157 67V66H156ZM168 67V66H167ZM170 67V66H169ZM208 68H210L209 66H207ZM206 67V68H207ZM215 67V66H214ZM217 67V65H216ZM222 67V66H221ZM224 67V65H223ZM237 67V66H236ZM246 67V66H245ZM136 68V67H135ZM154 70H155V67H153ZM218 68V67H217ZM216 68V69H217ZM242 68V67H241ZM247 68V67H246ZM256 68V67H255ZM125 68L123 67V70ZM146 69V68H145ZM167 70V68L165 67L163 70ZM212 69V68H211ZM220 69H223V68H220ZM231 69V68H230ZM230 69H227L226 71L230 70ZM239 69V68H238ZM133 70V69H132ZM148 70V69H147ZM161 70V69H160ZM159 70V71H160ZM162 70V71H163ZM171 70V69H170ZM173 70H174V67H173ZM205 70V68L203 69ZM252 70V69H251ZM254 70V69H253ZM146 71V70H145ZM153 71V70H152ZM206 71V70H205ZM208 71V70H207ZM231 71V70H230ZM240 72V70H237V72ZM121 72V71H120ZM123 72V71H122ZM126 74L128 71H125ZM124 72V73H125ZM134 72V71H133ZM148 72V71H147ZM155 72V71H154ZM153 72V73H154ZM157 72V71H156ZM166 72V71H165ZM210 72L212 71H209V73L207 72V75L210 74V76L212 75ZM214 72V70H213ZM232 72V71H231ZM85 73V74H84ZM110 73V74H111ZM150 73V72H149ZM149 73H146L147 75ZM170 72L167 71L166 74H169ZM172 73V71H171ZM170 73V74H171ZM174 73V72H173ZM197 73V72H196ZM227 74L229 72H226ZM247 73V71H246ZM118 74V73H117ZM121 74V73H120ZM123 74V73H122ZM143 74V73H142ZM152 74V73H151ZM165 74V76H166ZM195 74V73H194ZM241 74V72H240ZM6 75V76H5ZM145 73L142 75L144 76ZM155 75V76H154ZM157 73L156 74H153L151 75V83L149 84L148 82L150 81L149 76H148V81L147 83L149 84L147 87H149V90H150V96L151 98L156 95V94H163L165 93V95H167L166 93L168 92V89L170 88L168 85H166L167 83V80L164 81V78L162 80V82H159L157 80V78L155 79ZM230 75V74H228ZM91 76V75H90ZM120 76V75H119ZM118 76V77H119ZM122 76V75H121ZM199 76V75H198ZM222 76V74L220 75ZM93 77V76H92ZM91 77V78H92ZM117 77V76H116ZM205 77V76H204ZM209 77V76H208ZM87 78V77H86ZM145 78V77H144ZM144 78H142V80H144ZM168 78V77H167ZM195 78V77H194ZM207 78V77H206ZM213 78V77H211ZM120 79V78H119ZM146 79V80H147ZM155 79V80H154ZM172 79V77H171ZM193 79V78H192ZM196 79V78H195ZM133 80V79H132ZM141 80V81H142ZM221 81V79H219ZM188 81V79H187ZM169 82V81H168ZM200 82V81H199ZM213 82V80H212ZM229 82L233 84V86H236V89L234 88V92L237 96V94H239V90H240V84L239 81H238V78L237 76L233 77V78H229ZM88 83V84H86ZM95 83V82H94ZM144 83V82H143ZM141 83V84H143ZM170 83V82H169ZM202 83V82H201ZM200 83V84H201ZM211 83V82H210ZM214 83V82H213ZM44 84V86H43ZM146 85V83H144ZM188 84H192L188 82ZM224 84V82H223ZM11 85V86H10ZM119 85V84H118ZM197 85V84H196ZM208 85V84H207ZM213 87L214 84H211ZM155 86V88L153 87ZM187 86V85H186ZM191 86V85H190ZM202 85H199L200 88ZM216 87V84L214 85ZM232 85H229V87L232 89L231 87ZM109 86H107L108 88ZM121 87V86H119ZM143 87V86H142ZM145 87V86H144ZM198 87V86H197ZM196 87V88H197ZM198 87V88H199ZM209 87V85H208ZM214 87V88H215ZM106 88V90H107ZM139 88V86L137 87ZM191 88V87H190ZM210 88V87H209ZM78 89V88H77ZM92 89V88H91ZM141 89V88H140ZM145 89V88H144ZM187 89V88H186ZM185 89V90H186ZM192 89V88H191ZM194 89V88H193ZM218 91V87L216 88ZM121 90V89H120ZM137 90V89H136ZM134 90V92L132 93L130 99L132 100V104L135 108H137L136 106L138 105H143L144 103H147L149 100V97L146 98V95L144 96H137L135 95V92H139V91H136ZM142 90V89H141ZM140 90V91H141ZM173 88L171 89L170 92H174L172 91ZM188 90V89H187ZM212 90V89H211ZM222 90V89H221ZM242 90H243V87H242ZM245 90V88H244ZM9 91V92H10ZM81 91V90H80ZM87 91V90H86ZM148 91V90H147ZM199 91V90H198ZM206 91V89L204 90ZM233 91V90H232ZM76 92V90L74 91V93ZM78 92V91H77ZM82 92V91H81ZM118 92V91H117ZM186 92V91H185ZM191 92H194L191 90ZM191 92L189 91V93L191 94ZM203 92V90H201V93ZM215 92V91H214ZM213 91L210 92V93H214ZM106 94V92H104ZM169 93V92H168ZM196 93V92H195ZM207 93V92H206ZM210 93H207V94H210ZM221 93V91H220ZM246 93V92H245ZM77 93H75L74 95H76ZM104 95V99L102 103H105V100H106V96ZM145 94H147L145 92ZM203 94V93H202ZM217 95V93H215ZM214 94V95H215ZM242 94H244L242 92ZM82 95V94H81ZM153 95V96H152ZM164 95V96H165ZM185 95H187L185 93ZM233 95V94H231ZM73 96V95H72ZM157 96V95H156ZM154 96V97H156ZM162 96V95H161ZM191 96V95H189ZM212 96V95H211ZM251 95L249 94V97ZM41 97V95H40ZM78 97V96H77ZM158 97V96H157ZM241 97V95H240ZM137 98V99H136ZM150 98V100H151ZM159 98V97H158ZM163 98V97H162ZM166 98V97H164ZM208 98V97H207ZM214 98V97H213ZM251 98V97H250ZM189 99V98H188ZM41 100V98H40ZM162 100V99H161ZM160 100V101H161ZM184 100V99H183ZM186 100V99H185ZM194 100V99H193ZM243 100V99H242ZM247 100V99H246ZM250 100V99H249ZM263 100V99H262ZM0 101H1V98H0ZM55 101V100H54ZM69 101V100H68ZM228 101V100H227ZM230 101V100H229ZM232 101V100H231ZM245 101V100H244ZM155 100H153L152 98V101L150 102V104L154 103ZM183 102V101H182ZM192 103V101H190ZM263 102V101H262ZM261 102V103H262ZM36 103V102H35ZM197 103V101H196ZM231 103V102H230ZM245 102H243L244 104ZM45 104V103H44ZM157 104V103H156ZM183 104V103H182ZM215 104V103H214ZM228 104V103H227ZM148 104H146L145 106H148ZM229 105V104H228ZM237 105V104H236ZM245 105V104H244ZM264 105V104H263ZM153 106V105H152ZM172 106V105H171ZM208 106V105H207ZM243 106V105H242ZM260 106V104H259ZM20 107V106H19ZM168 107V106H167ZM220 107V105H219ZM218 107V108H219ZM229 107V106H227ZM234 107V106H233ZM238 107V106H236ZM151 108V107H150ZM197 108V107H196ZM231 108V107H229ZM141 109V108H140ZM175 109V107H174ZM220 110H223V108H219ZM234 109V108H233ZM236 109V108H235ZM234 109V110H235ZM259 109V107H258ZM13 110V109H12ZM170 110V108L168 109ZM168 110H166L168 112ZM176 110V109H175ZM174 110V112H176ZM252 110V109H250ZM249 110V111H250ZM254 110V108H253ZM41 111V110H40ZM165 111V112H166ZM171 111V110H170ZM218 111V110H217ZM248 110L245 109V111H242L240 112L238 115L242 114L243 115V112H247ZM256 111V110H254ZM253 111V115H255L256 113H254ZM163 111V113H165ZM173 112V113H174ZM222 112V113H223ZM227 112V110H226ZM230 112V110H229ZM61 113V112H60ZM115 113V112H114ZM162 113V114H163ZM172 113V112H169V114ZM172 113V114H173ZM180 112H178L179 114ZM161 114V112H160ZM169 114H167L169 116ZM177 114V112H176ZM184 114V113H183ZM227 114V113H226ZM225 114V115H226ZM229 114V113H228ZM250 114V112L248 113ZM247 114V115H248ZM80 114H77L75 112H69V111H66V112H62L61 114H57V115H51L49 117H41V118H35L33 120L32 123V126H30L31 128L30 129H27L26 128V132L27 134L31 133L32 134V137L30 135L29 139L33 140V141H36V142H41L45 148H47L48 150H52L53 148H55L52 144H55V142H58L60 143V146L56 145L57 148L60 147L62 149H60V151L58 150L57 153H62L63 151H65V149L69 148V147H72V146H82V145H86L88 142L90 141H87V137L91 136V131L88 130L87 132V122L85 121V119L80 115ZM165 115V114H164ZM162 115V116H164ZM165 115V116H167ZM189 115V114H188ZM224 115V114H223ZM238 115L234 116V117H231L232 119L231 120H226L224 122V124L226 123V125L229 124V122H233L235 119V117H238ZM161 116V115H159ZM165 116L163 117V119L165 118ZM167 116V117H168ZM187 116V115H186ZM185 116V118H186ZM195 116V115H194ZM193 116V117H194ZM197 116V115H196ZM228 116V115H227ZM230 116V115H229ZM26 117V116H25ZM32 117V116H31ZM31 117H29V119H31ZM34 117V116H33ZM166 117V118H167ZM173 117V116H172ZM171 117V118H172ZM176 117V116H175ZM192 117V118H193ZM246 117V116H245ZM244 117V118H245ZM156 118H160V117H156ZM181 118V117H180ZM189 118V117H188ZM225 118V117H224ZM223 118V119H224ZM26 119V118H25ZM24 119V120H25ZM28 119V117H27ZM155 119V118H154ZM153 119V120H154ZM176 119V118H175ZM187 119V118H186ZM203 119V118H202ZM32 120V119H31ZM156 120V119H155ZM192 120V119H191ZM190 120V121H191ZM238 120V119H236ZM235 120V121H236ZM23 121V120H22ZM151 121V120H150ZM162 121V120H161ZM160 121V123H161ZM169 121V120H167ZM166 121V122H167ZM171 121V120H170ZM223 121V120H222ZM258 121V119H257ZM25 121H23V125L26 123H24ZM91 122V121H89ZM159 122V120H158ZM157 122V123H158ZM174 122V121H172ZM171 122V123H172ZM181 122V121H180ZM205 122V121H204ZM261 122V121H260ZM6 123H7V126H6ZM155 123V122H154ZM156 123V124H157ZM206 123V122H205ZM211 123V122H210ZM152 124V123H151ZM159 124V123H158ZM168 124V123H167ZM183 124V123H182ZM214 124V123H213ZM90 125V124H89ZM153 125V124H152ZM165 125V124H163ZM162 125V127H163ZM181 126V124H179ZM185 125V124H184ZM196 125V124H195ZM211 125V124H210ZM209 125V126H210ZM160 126V125H158ZM171 126V125H170ZM183 126V125H182ZM188 126H189V123H188ZM220 126V125H219ZM98 127V126H97ZM177 127V126H176ZM184 127V126H183ZM150 128V127H149ZM167 128V127H166ZM180 128V127H179ZM151 129H154L153 127H151ZM156 129V128H155ZM161 129V128H159ZM158 129V130H159ZM170 129V128H169ZM168 129V130H169ZM174 129V128H173ZM181 129V128H180ZM263 129V128H262ZM16 130V129H15ZM99 130V129H98ZM97 130V131H98ZM163 130V128H162ZM178 130V129H177ZM223 130V129H222ZM261 130V129H260ZM107 131V130H106ZM155 131V130H153ZM152 131V132H153ZM157 131V130H156ZM172 131V130H171ZM261 131H264V130H261ZM109 132V131H108ZM158 132V131H157ZM161 132V131H160ZM163 132V131H162ZM209 132H211L209 130ZM111 133V132H110ZM109 133V134H110ZM149 134V133H148ZM261 134V133H260ZM26 135V134H25ZM104 135V134H103ZM141 135V134H140ZM29 136V135H28ZM145 136V135H144ZM263 137V135L261 136ZM101 139V138H100ZM86 142V143H85ZM94 142V141H93ZM85 143V144H84ZM200 143V142H198ZM259 146V145H258ZM234 147V146H232ZM235 147L237 148L238 146L235 145ZM243 146H241L240 148L242 149ZM56 148V149H57ZM216 148V147H214ZM231 147L229 146V150ZM238 148V149H240ZM244 148V147H243ZM78 149V148H77ZM228 149V148H227ZM209 150V149H208ZM228 150V151H229ZM207 151V150H206ZM227 151V152H228ZM241 151V150H240ZM239 151V152H240ZM208 152V151H207ZM211 152V150H210ZM236 152V151H235ZM238 152V151H237ZM244 152V149L242 151V154ZM250 152V151H249ZM116 153V152H115ZM114 153V154H115ZM120 153V152H119ZM201 153V151H200ZM214 153V152H213ZM233 154V151L231 152ZM245 153V152H244ZM161 154V152H160ZM163 154V153H162ZM104 153L103 154H96L94 156H91L89 157L87 160L89 163H92V166H93V171H94V174L93 173H89V172H84L81 168H78V167H71L72 164L74 165V161L70 158H67V159H59L60 161L58 162H54V163H41V162H38V168L40 169L41 167L45 170L46 173H49V176L52 178V180H55L57 182H60V179L59 177L61 178H64L65 174L64 173H60V172H50L48 170V167L50 168V166L53 168V165L55 164L54 167H64L66 166V168L68 167L69 168V174H75V175H79V172L78 174L76 173V170H82L80 171V173L82 174V176L84 177V179L86 180H82L83 182H85L87 185H89L90 187L92 186L91 182H92V179H96V178H101L100 182H102L103 178H106L108 181H107V184H112L113 185V182H115L114 184H116L118 180L116 181H113L114 178H112V173H111V168L110 166H113V169L114 170H117L118 173L119 171H121V164L118 165L117 164V161L120 162L117 157H114V158H110L111 160L108 159L105 160L104 158ZM117 155H118V152H117ZM121 155V154H120ZM221 155V154H220ZM223 155V154H222ZM228 155V154H227ZM235 155V154H234ZM113 156V155H112ZM115 156V155H114ZM158 156V154H157ZM156 156V157H157ZM168 156V154H167ZM225 156V155H224ZM238 156V155H237ZM104 157V158H103ZM149 157V156H148ZM147 158L150 159V158ZM153 157V156H152ZM163 157V156H162ZM155 158V157H153ZM164 158H160V160H153L151 159L150 161H148L146 164L144 163L143 166H142V171H144L145 174L149 175V177H152L153 181H150V183L152 185H150L151 188H149L147 186V189H151L152 188H155L154 186H160L162 185V179L165 178L164 176H168L166 174V172L169 171V169L171 170V168H177V165L176 167L172 166V164L169 166H167L165 163H164ZM167 158V157H166ZM172 159V158H171ZM220 159V158H219ZM242 159V158H241ZM125 160V159H123ZM127 160V159H126ZM169 160V159H168ZM209 160V159H208ZM128 161V160H127ZM136 161V160H135ZM139 161V160H138ZM211 161V160H210ZM215 161V160H214ZM220 161V160H219ZM130 162V161H129ZM140 162V161H139ZM146 162V161H145ZM172 162V161H171ZM7 162H3L2 166H0V184L3 183V181H5V183H10V190L7 191V194H5V196L1 195L0 196V246L1 247H7L9 249H13L14 251L17 249V252L15 251V253L17 255H19L18 257V260H17V263L15 264H45V258L47 257L48 260L51 262L50 264H60L59 262V254L62 252H59L60 251V248L58 247L60 245V239L57 237V234H56V231L54 229V223H53V218H51V213H53L54 211V208L51 204V201H50V197L44 193L43 191H37V199L41 200L44 204V210H45V215L41 214L37 209L36 207L33 205L34 203H31V201L29 200V198L27 197L26 198V192L24 190H22V186L19 184V181L17 180V175L15 174V170L12 166H9L8 164H6ZM58 163V164H57ZM111 163H115V165H111ZM131 163V162H130ZM143 163V162H142ZM214 163V162H213ZM217 163H219L217 161ZM224 163V162H223ZM228 163V162H227ZM226 163V164H227ZM46 164V165H45ZM123 164V163H122ZM174 164V163H173ZM220 164V163H219ZM264 164V163H263ZM57 165V166H56ZM124 166V165H123ZM127 166V165H126ZM135 166V165H134ZM129 167V166H128ZM137 167V166H136ZM65 168V169H66ZM131 168V167H130ZM238 168V167H237ZM178 169V168H177ZM223 169V168H222ZM126 169H124L123 171H125ZM131 170V169H130ZM129 170L130 172V175H131V171ZM227 170V169H225ZM235 170V169H234ZM52 171V169H51ZM55 171V170H54ZM61 171V169H60ZM92 171V172H93ZM139 171V170H138ZM136 170V172H138ZM141 171V172H142ZM174 170H172L173 172ZM264 171V170H263ZM64 172H66L64 170ZM84 172V173H83ZM128 172V171H126ZM128 172V173H129ZM165 172V173H164ZM229 172V171H228ZM111 173V174H110ZM122 173V172H121ZM133 173V172H132ZM135 173V172H134ZM143 173V174H144ZM170 173V172H169ZM176 173V172H175ZM175 173H172L173 175ZM68 174V173H67ZM120 174V173H119ZM123 174V173H122ZM121 174V175H122ZM140 175L142 173H139ZM138 174V175H139ZM171 174V173H170ZM264 174V173H263ZM262 174V175H263ZM16 175V177H15ZM64 175V176H63ZM129 175V176H130ZM72 176V175H71ZM127 176V174H126ZM125 176V178H126ZM128 176V177H129ZM142 176V175H141ZM171 176V175H170ZM169 176V178H170ZM182 176V175H181ZM58 177V178H57ZM132 177V176H130ZM133 177L135 178V176L133 175ZM139 177V176H138ZM144 177H147L146 175H144ZM148 177V178H149ZM171 177H174V176H171ZM120 178V177H119ZM141 179V177H139ZM168 178V180H169ZM178 178V177H177ZM176 178V179H177ZM260 178V177H259ZM83 179V178H82ZM116 179V178H115ZM114 179V180H115ZM128 180V178H126ZM144 179V178H142ZM172 179V178H170ZM264 179V178H263ZM62 180V179H61ZM66 181H63V185L66 187V190L69 192V196H70V199H71V202H74L75 199H77V202L79 204V211H78V214H81V218H79L78 220V223L80 225V228H83V224L87 223L89 224L90 226H96L97 224L100 225H103L105 224V222H109L111 220V218L113 216H115L113 214V212L111 211H108L107 208H110V209H113L111 207H113V202L114 204H116V208H114V210H116L117 212H125V213H128V214H138V212H141L145 210V212H147L148 209H150V205H152L157 198L158 194L155 195V190L154 194H147L145 191L143 193H146V194H136L134 196H132L133 194H130V193H122V192H119V191H116L117 194H115V192H113L114 190L111 189V193L110 191L107 192V191H103L101 190V192L98 190V191H94L93 195L90 196V195H85V193L81 192L80 190L77 191L78 189V180H71L69 181L68 179H65ZM136 179H134L135 181ZM139 180V179H137ZM147 180V179H146ZM164 180V179H163ZM174 180V179H173ZM172 180V181H173ZM186 180V179H185ZM222 180V179H221ZM105 181V180H104ZM120 181V180H119ZM141 181V180H140ZM145 181V179L143 180V182ZM170 180V183L172 182ZM264 181V180H263ZM106 182V181H105ZM104 182V183H105ZM125 182V180H124ZM128 182V181H126ZM126 182L124 183V186L126 184ZM131 182V181H129ZM128 182V183H129ZM161 182V184L159 185V183ZM163 185L165 184V181H163ZM221 182V181H220ZM233 182V181H232ZM258 182V181H257ZM260 182H262L260 180ZM120 183V182H119ZM132 183H133V179H132ZM136 183V182H135ZM135 183H133L135 185ZM147 183V182H146ZM148 183H149V179H148ZM147 183V184H148ZM208 183V182H207ZM214 183V182H213ZM264 183V182H263ZM262 183V184H263ZM59 184V183H58ZM106 184V183H105ZM121 184V183H120ZM174 184V183H173ZM240 184V183H239ZM251 184V183H249ZM249 184H247V186H249ZM255 184V183H254ZM94 185V184H93ZM104 185V184H103ZM111 185L110 188H114L115 186L117 187V185H115L114 187ZM128 185V184H127ZM130 185V184H129ZM128 185V186H129ZM132 185V184H131ZM137 185L139 186L140 184L137 183ZM145 185V183H144ZM154 185V186H153ZM168 185V184H167ZM194 185V184H193ZM207 185V184H205ZM213 185V184H212ZM253 184H251L252 186ZM258 185V183H257ZM96 186V185H95ZM102 186V184H101ZM106 186V185H105ZM123 186V187H124ZM141 186H143V184H141ZM169 186V185H168ZM175 186V185H174ZM209 186V184H208ZM211 186V185H210ZM222 186V185H221ZM235 186V185H234ZM254 186V185H253ZM262 186V185H261ZM115 187V188H116ZM135 187V186H134ZM145 187V186H144ZM177 187V186H176ZM181 187V186H180ZM178 187V188H180ZM184 187V186H183ZM187 187V186H186ZM185 187V188H186ZM233 187V185H232ZM258 187V186H256ZM95 188V187H94ZM102 188V187H101ZM114 188V189H115ZM128 188V187H126ZM132 188V186H131ZM136 188V187H135ZM140 188V187H139ZM168 188V187H167ZM166 188V189H167ZM199 188V187H198ZM214 188V187H213ZM222 188V187H221ZM253 188V187H252ZM250 187V189H252ZM100 189V188H99ZM104 189V188H103ZM109 189V188H108ZM119 189V188H118ZM134 189V188H132ZM131 189V190H132ZM142 191H143V187L141 188ZM162 189V187H161ZM170 189V188H169ZM193 189V188H192ZM211 189V187H210ZM226 189V188H225ZM229 189V188H228ZM227 189V191H228ZM231 189V188H230ZM229 189V191H230ZM96 190V189H95ZM117 190V189H115ZM124 190H125V187H124ZM131 190H128L127 191H131ZM135 190V189H134ZM133 190V191H134ZM202 190V189H201ZM215 190V189H214ZM213 190V191H214ZM217 190V189H216ZM221 190V189H220ZM223 190V189H222ZM233 190V189H232ZM256 190V189H254ZM263 190V189H262ZM122 191V190H121ZM126 191V190H125ZM136 192H138L137 190H135ZM134 191V192H135ZM162 191V190H161ZM188 191V190H187ZM248 191V190H247ZM141 192V191H140ZM148 192V190H147ZM167 192V191H166ZM180 192V191H179ZM192 192V191H190ZM245 192V191H244ZM243 192V193H244ZM252 192V191H250ZM255 192V191H254ZM150 193V191H149ZM161 193V192H160ZM173 193V192H172ZM213 193V192H212ZM218 193V192H217ZM233 193V192H232ZM231 193V194H232ZM235 193V192H234ZM239 193V192H238ZM162 194V193H161ZM164 194V193H163ZM162 194V195H163ZM181 195V193H178ZM246 194V193H245ZM254 194V193H253ZM161 195V196H162ZM173 195V194H172ZM187 195V194H185ZM165 196V195H164ZM182 196V195H181ZM179 196V197H181ZM192 196V195H191ZM185 197L186 199H188L187 202H190L189 200H191V204L194 203L196 200H198L199 198L198 197ZM244 196H247V195H244ZM163 197V196H162ZM175 197V196H174ZM177 197V196H176ZM203 197V196H202ZM200 197V198H202ZM222 197V196H220ZM233 197V196H232ZM239 197V196H238ZM243 197V196H242ZM248 197V196H247ZM261 197V196H260ZM259 197V198H260ZM165 198V197H164ZM182 198V197H181ZM198 198V199H197ZM240 198V197H239ZM246 198V197H245ZM244 198V200H245ZM160 200H162L161 198H159ZM158 199V200H159ZM172 199V198H171ZM174 199V198H173ZM177 199V198H176ZM196 199V200H195ZM219 199V198H218ZM228 199V198H227ZM242 199V198H241ZM254 199V198H253ZM159 200V201H160ZM177 200H180V199H177ZM182 200V199H181ZM201 200V199H200ZM199 200V201H200ZM220 200V199H219ZM154 201V202H153ZM171 201H174V200H171ZM224 201V200H222ZM232 201V200H231ZM153 202V203H151ZM158 202V201H157ZM161 202V201H160ZM177 202V201H176ZM186 202V203H187ZM204 202V201H202ZM201 201L200 202H197L198 204L201 203L203 204ZM219 202V201H217ZM216 202V203H217ZM229 202V201H228ZM250 202V201H248ZM253 202V201H252ZM264 202V201H263ZM262 202V204H263ZM95 203H98L99 204V207L100 209H96L95 208ZM151 203V204H150ZM156 203V202H155ZM154 203V204H155ZM164 203V202H163ZM182 204V202H180ZM215 203V204H216ZM223 204V202H221ZM65 204V202H64ZM153 204V205H154ZM205 204V203H204ZM222 204H220V206H222ZM240 204V203H239ZM242 204V203H241ZM245 204V203H244ZM243 204V205H244ZM247 204V203H246ZM33 205V206H32ZM111 205V206H110ZM135 205H136V208H135ZM158 205V204H157ZM187 204H185L186 206ZM192 206V205H191ZM207 206V204H206ZM250 206V205H248ZM139 207V208H138ZM190 207V206H188ZM187 207V208H188ZM199 207V206H198ZM201 207V206H200ZM205 207V206H203ZM213 207H219V204L216 206L213 204ZM191 208V207H190ZM207 208V207H205ZM211 208V207H210ZM220 208V207H219ZM217 208V210L219 209ZM244 208V207H243ZM64 209H65V214H66V204L64 206ZM186 209V207H185ZM193 209V208H192ZM198 208H196L197 210ZM202 209V208H201ZM208 209V208H207ZM215 209V208H214ZM191 210V209H190ZM194 209V211H196ZM203 210H205L203 208ZM202 210V211H203ZM211 210V209H210ZM220 210V209H219ZM259 210V209H258ZM115 211V212H116ZM199 211H200V208H199ZM199 211H196L197 214ZM208 212H217V211H214L211 210H207ZM248 211V210H246ZM249 211H252V210H249ZM261 211V210H260ZM222 212V211H221ZM241 212V210H240ZM239 212V213H240ZM245 213V211H243ZM264 212V211H263ZM262 212V213H263ZM209 213V214H210ZM212 213L210 215H212ZM233 213V212H232ZM231 213V214H232ZM242 213V212H241ZM249 213V212H248ZM252 213V214H250ZM249 214H243V216L246 218L244 223H241L240 225L237 224L239 222V220L237 219L238 222H234L233 223H224V224H218L217 227H218V237L214 236L215 235V230L212 229L211 226L208 225V227H205V230H206V234L209 235V237L207 235H205V232L204 235L206 236V239H204L203 241H206V242H202L200 241L201 245L202 246H205V248H202L201 250H198L200 252H196L197 254L199 253V255H196L194 254V250L193 248L196 246H191V244H187L188 242H180V241H176L174 244L171 243V238H174V237H181L183 239V235L187 237V235H189L190 233H192L190 230L193 226L191 225H186V227L182 225V228L180 230L176 229L175 226L174 228H170L168 226V222L166 219H164V217L162 218V220L159 222V224L154 227V230H151V226L149 228H147V226H145L146 228L142 227V226H131V227H128L126 228L125 230H121L119 232H116L113 236H108V238L106 239H101L100 243L98 244V246L95 248V251H99L98 252V255H99V258L102 262L104 263H108V264H264V262H260V259L259 261L257 260H254V258L256 259V257H252V255H250L252 253V250L256 251V250H261L263 249V252H264V234L261 235L262 232H264V228L262 229V227H259L257 225H255L254 223H257L255 222V219H259V212H257L258 214H253V212H250ZM256 213V211L254 212ZM261 213V212H260ZM64 214V215H65ZM140 214V213H139ZM200 214V213H199ZM205 215L209 216V214H206L204 213ZM216 214V213H215ZM222 213H220L221 215ZM234 214V213H233ZM117 215V214H116ZM118 216V215H117ZM213 216V215H212ZM242 216V215H241ZM166 217V216H165ZM210 217V216H209ZM264 217V216H263ZM115 218V217H114ZM206 218V217H205ZM261 218H262V215H261ZM207 219V218H206ZM244 219V218H242ZM252 219L254 221H252ZM263 219V218H262ZM262 219H261V222H262ZM235 220V219H234ZM233 220V221H234ZM113 221V220H112ZM230 221V220H229ZM243 221V220H242ZM260 222V221H259ZM260 222V223H261ZM264 222V221H263ZM236 223V224H235ZM240 223V222H239ZM173 224V223H172ZM249 224H251L254 228V230L258 233V236H255L251 230V227L249 226ZM263 224V223H261ZM150 225V224H149ZM184 225V224H183ZM239 225V226H238ZM260 225V224H259ZM172 226V225H171ZM179 226V225H178ZM264 226V225H263ZM87 228V227H86ZM192 229H195L192 228ZM149 230V231H148ZM212 233V235H211ZM193 234V233H192ZM163 236L164 238L168 239L165 241V244H167L168 247V255L167 256H153L151 255V253H149V251H147L146 253H144L141 249H139L137 247V245H139V243H142V242H145L147 241V243H150V241L152 240L151 238H153L154 236ZM190 236V235H189ZM186 240V239H185ZM192 240H190L191 242ZM185 243V244H184ZM211 244H215V245H211ZM5 245V246H3ZM172 245V247H170ZM63 246V245H62ZM213 246V247H212ZM59 248V250H58ZM198 248V247H197ZM250 248V249H249ZM43 249V251H42ZM196 251V250H195ZM42 252V253H41ZM261 252V251H260ZM15 254V256H16ZM41 254L44 255V257H39ZM260 254V253H259ZM262 255L264 253H261ZM255 256V255H254ZM260 256V255H259ZM264 256V255H263ZM62 256H60L61 258ZM17 258V256H16ZM44 258V259H43ZM63 258V257H62ZM64 259V258H63ZM54 260L55 263L52 261ZM45 261V262H44ZM48 261V262H49ZM64 262V260H62ZM263 261H264V258H263ZM66 263V262H65ZM62 264V263H61Z\"/></svg>",
	"mask_w": 264,
	"mask_h": 264
},
{
	"label": "water",
	"instance_id": "95a60500",
	"mask_svg": "<svg viewBox=\"0 0 264 264\" xmlns=\"http://www.w3.org/2000/svg\"><path fill=\"white\" fill-rule=\"evenodd\" d=\"M95 1L97 2L95 5L100 4V0H95ZM228 1L229 0H226V1H224V0H203L202 4L200 3L201 5L198 6L199 7L198 11L200 12V14H203V13H210L211 14L213 11L218 12V13H214L215 14L214 16H217V14L219 15L221 12L225 11L226 6L229 4ZM90 9H91L90 6H88L87 10L89 11ZM252 16H253V18H252ZM245 18H246L245 22L251 23V25L249 27L250 31L246 32V36H248L251 39H255V40L259 39V38H256L259 35L263 36V33H264V0H251V1H249L248 2V8L245 11ZM146 30L150 31L149 34L146 32ZM155 32L156 31L154 29H152L151 26L146 25L144 27V30L141 31V33L137 35V38L134 40V42L132 44V48L135 51L134 57H136V55L139 53L138 50H141L140 48L144 49L145 45L149 46L151 44V42H152V44L154 43V41L156 39V37L154 36ZM263 41H264V39H263ZM210 43H211V47H210L209 52H207L208 54L213 53V51L218 47L223 48V46H221L216 41H211ZM263 45H264V43H263ZM256 48L253 47L252 48L253 51ZM262 48H263L262 51L264 52V46H262ZM223 49H225V48H223ZM204 56L205 55H203V54L197 55L196 58L200 59V58H203ZM191 61H192V59L187 63V65H189V63ZM231 62H232V66H234L236 64L235 61L231 60ZM261 62H262V70H261V75H260L261 81H260V83H258L259 85L254 84V82H253L254 79H249V78L244 77V76H243L244 78L242 77L243 82L245 81L247 84H250L252 87L257 88L256 89L257 91H256L255 97L253 96V98L252 97L250 98L249 104L235 109V110H240V109H243V107H244V108H247L246 110H248L247 112H243V115L240 114V115H238V117H235L234 118L235 120L236 119H238V120L242 119L245 116H247V119H250V117L253 115L252 113L254 110H256V111H254V113H256V112L259 113L260 109H258V107H259V104L262 102V99H263L262 95L264 94V53L262 55ZM187 70H188V68L185 69L180 74V77L183 76V74ZM237 74L240 76V74L238 72H237ZM180 77H177L178 83L180 82ZM240 78H241V76H240ZM245 78H247V80ZM102 85H103V83H101L100 86H102ZM133 85H135V83H133ZM133 85L131 84L129 87H132ZM179 85H180V83H179ZM99 89L100 88H97L94 92H92V95H91V98L89 99V101L66 102V103H64L65 101H63V102L60 101L59 104L48 107L47 109H43V108H35V109H38L39 111L45 110V112L47 114H50V115H57L61 111H75V113H77V112H81L82 111L81 109H83V110L88 111V113H90L94 117H96V119L101 121L105 126H108L112 129H114L115 131H123V130H127L130 127H132V125L139 119V116L131 117L129 112L125 108L124 110H125V115L127 117V119H126L127 121H124V122L113 121V120H116L118 118L117 117L112 118L110 115H108V113L106 112L107 110L104 109L103 106L97 101ZM180 89H181V85H180ZM221 95L222 96H219V97H217V95H215V96L217 97V100L219 99L221 101H224L223 106L227 107V103H228L227 98H229L231 94L227 95V96L224 94H221ZM213 96L211 97V95H209V99H212ZM231 97H232L231 102L234 104L233 106H236V104L241 105L243 103V100H242L243 98H241L242 94H241V97H239L238 95L237 96L231 95ZM181 98H182V96H178V97H175L174 99L166 101L161 106L144 113L142 116H145V114L147 115L149 113L156 112L162 106L169 104L171 102H179L181 100ZM207 100H205V101H207ZM231 104H229V105H231ZM247 106L253 107L254 110L252 109L249 111ZM28 108H31V106L23 105V106L19 107L18 109H16L15 111H13V114L11 115V117L9 119V125H8L9 129L4 133H0V160L2 162L5 161L10 166H14L17 169H19L18 175L20 177H22L24 175L25 177H27L28 180L38 184L40 187L44 188L49 193V195L51 196V198L53 199V201L55 203V206L57 207V209H56V223H55L56 231L57 230L59 231L60 236L64 239V241H66V243L69 245V247L71 249V256H72L71 262H72V264L78 263L77 260H78V255H79V249L84 247L89 241H92V239L95 236H99V235L103 236V235H108V234L111 235V234H114V233L119 232L121 230L123 231L126 228L131 227V226H141L143 224H146V223L152 221L155 217H157L158 215L163 214V213H172L173 215H175L179 219V221L181 220L182 222H186V223L187 222H198V223H201L202 225H204L205 227H208V225L213 224L214 222H216L220 219H223L224 217L228 216L230 213L222 214V215H216V216H213L209 219L208 218L205 219V218L198 217V216L195 217L193 215L184 214V213L180 212L175 205L173 206L172 204L162 203L159 205H154L147 212L130 215L126 219L119 220L117 222L114 221V224H112V225H109V226L103 225V227L102 226H94L92 228H88V230L84 231L82 234L77 233L74 235L72 230L69 227H67V223H66V219H65V215H64L65 214V209H64L65 200H63V190H61V188H59L57 186V184L52 180V178L49 176L48 173H46L43 170L38 168V164H39L38 162L54 163V162H58L59 159H67V158L70 159V158H76L78 156H83V155H90L91 156V155L99 154L100 152H105V153L106 152L107 153H109V152L110 153L111 152L112 153L113 152L124 153L125 152L127 154L138 153L140 155H148V154L158 153V152L163 151V150L166 151V150L175 149V150L180 152V154L185 158L187 163L191 166V168L194 171L195 177L198 180L202 179L205 176H208L210 174L217 175L219 177L235 176V175H238L241 171H243L246 167H248L251 164L264 162V141H263L262 145L259 147L257 152L252 151L253 153L250 155L249 154L246 155L244 157V159L240 161L239 164H237L238 163L237 160L228 161V163L226 165L233 168V169L228 168V170H230V172L222 173V174L221 173H215V172L200 174L197 171V167H196L195 163L193 162V160L191 159V157L188 154V150L195 148V147L203 146L199 143H192V141L188 140L189 138H191L190 133H193V131L187 132L186 134L183 133V135H181L180 138L172 136L168 139H166V138L162 139V140L160 139L159 141L155 140V142L150 143V145H146V144H140L139 145V144L134 143V142H123V143H121V141H119V140L118 141L110 140L107 142L99 143L97 145L94 144L92 147H88V146L77 147L79 149L67 148L62 153H58V154L48 153L46 151L39 149L32 142L28 141L23 136L21 137V135H20V133L22 134L21 118H23V116L25 115L24 114L25 110ZM185 110L189 111V109H185ZM249 112H250V114H248ZM232 117H234V116H232ZM231 119L232 118H230L229 120H231ZM233 123L230 121L228 125H226V123L223 124V131L219 132V130H220L219 127H217L215 125V129L218 131H216V132L211 131V132L203 133V136H205V138H207L209 136H213L211 134H218V133L220 134L216 139H213L211 141H207L208 143L205 142L206 144H208V146H205V147H209L212 144H214L216 141L224 138L230 132V129L233 126ZM195 129H197V128H195ZM17 131L19 132V135H20V136L18 135V137L15 136ZM198 137L199 136H197L196 139L201 138V137H199V138ZM236 164L238 166H235ZM236 167H238V168L236 169ZM138 193H141V192H138ZM187 195H188V193H187ZM242 206H244V205H242ZM261 207L264 208V202H263V204H261ZM181 221L179 223H181ZM211 235H212V233H211ZM151 239L152 240L150 241V243H147V241H145V242L139 243V245H137V247L139 249H141L144 253L149 251V253H151V255H153V256L162 257V256L169 254L167 252L169 246H167V244L163 245L165 243V241L168 239L164 238L163 236H159V235L154 236ZM179 239H181V238L180 237H178V239H177V237L171 238V243L174 244ZM170 247H172V245Z\"/></svg>",
	"mask_w": 264,
	"mask_h": 264
}]
</instances>
